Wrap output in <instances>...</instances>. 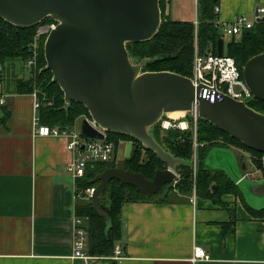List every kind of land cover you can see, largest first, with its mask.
<instances>
[{
    "label": "crops",
    "instance_id": "crops-1",
    "mask_svg": "<svg viewBox=\"0 0 264 264\" xmlns=\"http://www.w3.org/2000/svg\"><path fill=\"white\" fill-rule=\"evenodd\" d=\"M169 2L172 20L198 21V0ZM218 7L222 24L239 16L256 22V9H264V0H219ZM4 76L0 121L5 110L9 118L0 123V264H85L72 259L77 198L76 180L68 170L74 157L68 142L34 135V96L17 89L19 80L30 78L25 63L7 62ZM132 148V141H121L117 162L122 153L125 162ZM243 196L246 204L259 208ZM191 199L177 195L168 203L125 204L123 238L116 244L124 259H116L114 249L111 258L89 264H264V220L255 218L241 199L223 198L230 211L211 200L198 198L193 204ZM195 247L212 260L192 262Z\"/></svg>",
    "mask_w": 264,
    "mask_h": 264
},
{
    "label": "water",
    "instance_id": "water-1",
    "mask_svg": "<svg viewBox=\"0 0 264 264\" xmlns=\"http://www.w3.org/2000/svg\"><path fill=\"white\" fill-rule=\"evenodd\" d=\"M160 1L0 0V20L14 26L29 28L48 18L57 22L45 41L44 56L53 82L64 93L66 109L72 102L83 105L99 129L134 138L168 165L165 170H157L153 179L122 168L97 175L92 207L107 221L109 216L100 208V196L112 180L133 186L147 196L176 182L177 166L184 161L157 142L154 130L164 116L172 113H186L190 118L195 100L200 104V119L264 154V113L230 97L210 104L196 93L190 78L172 72H144L148 60L137 62L131 57L128 44L148 42L159 33L163 21ZM259 11L257 8L256 22L264 23ZM223 54L221 39L218 55ZM243 78L253 100L264 102V53L248 61ZM80 128L87 139L106 138L86 118ZM213 153L207 158L209 162ZM224 160L226 164L219 166L243 194L264 203V181L252 183L239 174L234 156Z\"/></svg>",
    "mask_w": 264,
    "mask_h": 264
},
{
    "label": "trees",
    "instance_id": "trees-1",
    "mask_svg": "<svg viewBox=\"0 0 264 264\" xmlns=\"http://www.w3.org/2000/svg\"><path fill=\"white\" fill-rule=\"evenodd\" d=\"M169 1H160L163 21L155 38L148 42L128 44L127 49L135 61L148 60L144 68L145 72H172L192 78L196 40L201 54L212 50L216 55L218 54V42L221 39L224 41L218 14L215 12L216 7L219 6V0H198L199 24L197 29L194 22L172 20L167 14ZM51 22L53 19L48 18L42 24ZM40 25L21 28L0 20V96L3 95L5 64L16 60L26 63L31 58V47L35 42ZM45 41L46 38L40 40L37 71L34 70L30 78L18 81V93L33 94L37 91L41 103L38 116L42 125L59 130L72 129L79 119L90 117L89 112L83 105L75 102H72L70 108L66 109L64 93L60 86L53 82L52 72L46 69ZM224 53L235 59L243 76V68L248 61L264 53V23L255 22L252 29L243 33L240 41L232 38L227 44L224 42ZM250 107L264 113V102L253 100ZM8 118L9 113L5 110L4 119L0 123H6ZM154 136L157 142L175 158L191 163L196 155L198 162L196 174H194L193 167L182 164L178 166L180 178L177 183L166 185L158 194L152 196L137 191L133 186L122 185L119 181L112 180L100 196V208L109 216V221H107L95 212L92 200L86 194L88 189L98 186V183H93L97 175L107 169L122 168L131 169L133 172L142 173L148 179H153L157 170L165 168L157 156L144 149L139 141L107 132L106 141L116 145V152L120 142L124 140L132 141L133 148L130 157L122 167L116 159L109 163H90L85 175L76 180L75 214L76 217L85 220L89 255L97 258L113 256L116 244L123 238L122 208L127 203H168L177 196L176 194L190 197L195 190L198 198L211 200L215 205L229 211V205L223 201V198L227 195L239 198L255 218L264 220V208L254 209L246 204L243 192L224 171L212 172L203 167L210 152L216 147L226 148L228 145H233L255 155L259 160L264 157V154L247 148L240 141L231 138L216 126L202 119H199L196 137L191 128L187 131L170 130L167 132L156 128ZM257 164L264 177L263 163L259 161Z\"/></svg>",
    "mask_w": 264,
    "mask_h": 264
},
{
    "label": "built area",
    "instance_id": "built-area-1",
    "mask_svg": "<svg viewBox=\"0 0 264 264\" xmlns=\"http://www.w3.org/2000/svg\"><path fill=\"white\" fill-rule=\"evenodd\" d=\"M215 12L219 14L220 8L216 7ZM260 16H264V9H260ZM256 20V19H255ZM196 29L198 27V21L195 23ZM255 22H251L246 16H239L234 22L228 24H222L219 22V26L222 30L224 37L234 38L240 41L243 33L254 27ZM57 27V22L53 20L51 23L42 24L38 28L35 42L31 47V58L25 63L26 68L30 74L36 69L40 40L46 38ZM192 80L196 93L210 104L221 103L227 97L235 99L240 102H245L250 106L253 101V96L249 91L242 73L237 66L234 58L227 56L225 53L222 56L214 54L212 50H209L206 54H201L198 50V43L196 40L195 45V57H194V69ZM34 96V109L39 111L41 103L38 98V93L35 91ZM5 104L4 96H0V106ZM199 101L195 100L192 108V116L188 119L186 116L179 120H174L168 117L161 124L164 131L181 130L187 131L190 126L195 129V137L197 136V125L199 121ZM90 124L98 129L100 132L107 136V132L98 128L97 124L89 117H86ZM34 135L37 137H53L64 138L67 140L68 150L73 154V160L69 165V172L77 180L85 175L86 168L90 163L113 162L116 157V145L112 142L98 139H87L80 130L76 128L59 130L58 128H52L47 125H42L38 114L34 118ZM197 147V144H195ZM196 158V155H195ZM264 165V157L261 159ZM179 177V176H178ZM244 178H247L245 176ZM248 179V178H247ZM177 183V182H175ZM95 192V188L88 189L86 194L89 199ZM198 197L194 190L191 202L196 204ZM88 232L84 225V219L75 217L74 219V252L72 259L81 260L85 264H89L91 260L97 257H92L88 254ZM115 258L123 260L122 249L120 246L115 248ZM212 258L207 252L200 247H195L192 262H209Z\"/></svg>",
    "mask_w": 264,
    "mask_h": 264
},
{
    "label": "rangeland",
    "instance_id": "rangeland-1",
    "mask_svg": "<svg viewBox=\"0 0 264 264\" xmlns=\"http://www.w3.org/2000/svg\"><path fill=\"white\" fill-rule=\"evenodd\" d=\"M253 20V19H251ZM41 26V25H40ZM39 26V27H40ZM230 40L229 37H224V42L225 44H227V42ZM16 61H21V60H16ZM10 62H15V61H10ZM37 71V67L35 69ZM145 72V70H143ZM10 75H7V80L9 79ZM186 116V113L183 117L181 118H184ZM168 117H170V115L168 116H164L163 119L158 123V125L156 126V128H159L162 130V132H167V131H164L161 127V124L164 120H166ZM173 118V117H171ZM181 118H173V119H181ZM188 118V117H187ZM190 119V118H188ZM200 119V118H199ZM81 121L82 119H80L78 121V125L76 126V129L77 130H80V127H81ZM199 123V121H198ZM155 128V129H156ZM190 128L192 129L193 133H194V136H195V129L193 127V124L192 126H190ZM189 128V129H190ZM174 130V129H172ZM197 130H198V125H197ZM197 134V132H196ZM163 147V146H162ZM213 156L214 158L211 160V162L208 161V159H206V161L204 162L203 164V167L212 171V172H215L217 170H222V168L219 166L220 164H226L224 159H227L230 158L231 159V156L233 157L234 156V159L236 161V164L238 165V173L239 174H242V169H241V164H245L247 167H246V170H245V173H244V176L246 175L247 176V180L248 181H253V182H261V181H264V177L262 175V172L257 164V162L261 161L259 160L257 157H255V155H252V154H247L245 153L246 151L236 147V146H233V145H228L226 148L224 147H216L213 149ZM228 153V154H226ZM118 163H119V166L122 167L123 164H124V155L123 153L122 154H119V157H118ZM239 163V164H238ZM164 164V169L162 170H165L167 169L168 165L163 163ZM186 166H190V167H193V170H194V174H196L197 170H198V162H197V157L195 158L194 161H192L191 163L190 162H187L185 161L184 163H182ZM182 164H179L178 166L182 165ZM177 166V170H176V175H177V180L176 182L178 181V179L180 178V174H179V168ZM257 172H260V173H257ZM179 176V177H178ZM175 183V182H174ZM176 194V193H175ZM176 195H179V194H176ZM181 196V195H180ZM248 201L249 203H256L255 205L259 208L263 207L261 206L262 203L259 202V200H256V199H251L250 197L248 198ZM261 206V207H260ZM258 208V209H259Z\"/></svg>",
    "mask_w": 264,
    "mask_h": 264
},
{
    "label": "bare ground",
    "instance_id": "bare-ground-1",
    "mask_svg": "<svg viewBox=\"0 0 264 264\" xmlns=\"http://www.w3.org/2000/svg\"><path fill=\"white\" fill-rule=\"evenodd\" d=\"M185 115V113H172V114H170V117H173V118H181V117H183ZM172 118V119H173ZM182 119V118H181ZM174 120H176V119H174ZM179 120V119H178Z\"/></svg>",
    "mask_w": 264,
    "mask_h": 264
},
{
    "label": "flooded vegetation",
    "instance_id": "flooded-vegetation-1",
    "mask_svg": "<svg viewBox=\"0 0 264 264\" xmlns=\"http://www.w3.org/2000/svg\"><path fill=\"white\" fill-rule=\"evenodd\" d=\"M245 153H247V152H245ZM247 154H249V153H247Z\"/></svg>",
    "mask_w": 264,
    "mask_h": 264
}]
</instances>
